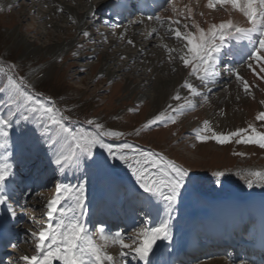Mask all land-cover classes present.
Returning <instances> with one entry per match:
<instances>
[{
	"label": "rangeland",
	"instance_id": "374dc122",
	"mask_svg": "<svg viewBox=\"0 0 264 264\" xmlns=\"http://www.w3.org/2000/svg\"><path fill=\"white\" fill-rule=\"evenodd\" d=\"M62 1L67 7H74L71 0ZM88 1L90 4H94L100 0ZM173 4L174 2H171V4L166 2L160 13L163 16L166 15ZM48 9L49 6L44 0H25L24 4L14 1L8 7L0 8V67L14 66L15 76L25 78L32 85V91L39 98L52 101L55 107L60 110V113L67 117L64 121L67 127L73 130H87L91 133L95 129L93 126H89L86 121H96L102 124L107 131L123 134L119 137L105 138L107 143L117 146L126 142L142 151L157 153L186 169L191 176V180L187 184V190L182 193L176 205L181 212L183 209H187L191 214L194 212V217L200 215L199 211L202 208L212 209L215 200L223 201L226 198H235L239 203L238 205L242 207L253 195H264V180L249 175L255 172L264 173V149L259 148L257 145L237 144L235 140L227 144H217L214 140L201 143L196 139L197 130H200L204 135H210V133L204 132L203 124L200 125L201 127L197 125H191V127V123L184 115L174 112L169 113L175 118L174 123L169 122L167 126L144 127L149 120L147 116L150 113V103L148 101L141 104L136 102L137 94L141 91L138 90L129 96L130 92L126 91L124 87L128 79L133 83L144 78L149 80L151 72H146V69L142 70L146 65L141 58H139L140 60H133L134 62H128L124 56H116L115 52L119 50L123 53H134L136 48L140 47L143 50L149 49L150 52L146 51L147 54H155L159 50L162 53L165 49L160 48L159 44L162 39L158 33L166 35L164 28L160 27L154 35L155 44L153 43L152 46H147L141 41L142 31L139 33L135 31L133 34L135 48H133L124 45L119 40L117 41L118 37L115 36L114 32L120 24L113 22V14L106 21L100 19L97 15L92 17L89 22H93L94 26L86 30L89 36L84 37L70 27L73 22L71 18L60 21L56 18L60 15L45 17L44 14L48 12ZM103 10L102 13L104 14L106 10ZM96 20L97 22L94 24ZM48 22L50 23L48 24ZM66 26L71 28L67 33L68 35L64 32ZM13 31L17 32L14 37L10 35ZM18 38L21 41L16 45V39ZM71 38L74 40L72 48L58 57H52L43 51L46 46L56 41ZM172 42V45H174L178 41L173 39ZM112 43L115 45H112ZM27 47L32 50H40H37L39 52L36 55L30 53L25 55ZM95 51H99L97 57L93 56ZM73 53L76 54L73 55ZM106 54L116 58L118 61L117 67H124L127 63L130 69L118 74V68L111 64L109 66L110 71H113L116 77L109 81L106 76L100 73L103 64L102 59ZM153 56L155 58V55ZM153 56H150V58ZM138 66H141L142 69L138 73L132 74L131 71L138 68ZM253 76L245 79L249 82L251 91L255 92V96H258L260 84L257 78ZM5 80L3 74H0V85ZM239 82L236 81L233 84L235 86L234 90L239 92L240 98L243 96L241 99H249L250 96L244 92L243 86ZM239 85H241V88ZM218 93L220 91L215 94ZM6 111L7 109L0 103V114H6ZM209 113L208 116L212 118V113ZM219 118L221 119L219 120ZM212 120L217 122L210 125L211 128L218 133H228L224 129L229 125V122L226 121L224 115H218L216 119L212 118ZM32 127V125L21 124L19 129H13L10 137L11 147L8 151L11 154H16L21 164H23L20 176L21 182H23L21 187L25 193L20 195L21 191L19 190L12 198V206L16 210L14 203L17 202L19 204L17 209L21 207L20 211H23L25 217L22 225L16 227L18 235H13V238L5 245L3 253H1L0 264H25L21 257L26 254L29 257L36 255L34 250L35 241L30 233L39 231L47 222L46 204L39 206V203L55 198L56 180L75 185L79 182V179L86 178V205L88 210H91L93 204H96L98 200L112 194L117 196L119 205L123 206L124 194H127L134 206V213L131 216L133 227L126 230L123 228V224L119 223L117 230H122L129 237L134 236L135 232L139 231L141 227L152 226L154 221L152 205L141 203L134 196V180L123 163L116 162L108 170L85 168L75 175L70 170L67 177L50 171L45 176V180L35 178L41 174L40 166L43 163L49 164V155L40 143L37 134L32 131ZM243 128H248V124ZM256 128L257 131L264 132V128L259 126H256ZM234 129L233 131L238 128ZM217 173H223L224 175L217 177ZM54 175L55 179H53ZM249 179L254 183L251 189L246 184ZM36 196L39 197V200L37 199L34 202ZM25 200H27V203L24 202ZM62 203L70 205L72 201H63ZM94 209L95 207L92 211ZM5 210L4 207H0V223L4 220ZM92 213V219H95L97 216L102 217L104 212L95 209ZM23 215L18 218H23ZM252 219L249 218L248 221L250 232H253L256 228V224L251 223ZM145 220L148 221V224H144ZM89 231L91 232L90 229ZM94 239L97 244H103V241L99 240L98 234L94 236ZM253 239L255 238L253 237ZM130 242V240H125V243ZM105 249L113 250L117 253L114 258L120 259L119 252L121 249L119 245L109 244ZM124 251H127V249H124ZM238 253L240 256V251ZM226 256L227 252L225 251L221 257L225 258ZM123 259L127 264H134L135 262L131 257ZM233 264L237 263L233 262Z\"/></svg>",
	"mask_w": 264,
	"mask_h": 264
},
{
	"label": "snow or ice",
	"instance_id": "6c2138e0",
	"mask_svg": "<svg viewBox=\"0 0 264 264\" xmlns=\"http://www.w3.org/2000/svg\"><path fill=\"white\" fill-rule=\"evenodd\" d=\"M167 2L171 4L172 0ZM125 4L126 0H118L116 6L124 7ZM217 5L221 8L230 5L233 10L245 17L249 26H240L229 19L219 24H211L205 30L193 21L191 26L196 30L193 32L189 30L188 23L181 24L180 20H170V25L176 24L178 27L169 26L168 32L173 34L176 40L183 41L186 49L179 57L183 66L190 69V74L202 87L210 90L219 75L218 64L225 55L229 58L233 55V52L226 53L224 50L232 48L234 54L239 55L247 67L264 80V75H260L264 73V0H208L209 8H216ZM90 15L94 17L95 12H91ZM191 15L192 10L189 8L188 17ZM149 19L156 20L162 25L164 23L160 16ZM82 35L88 37L89 33L83 31ZM128 43L132 44L133 41L129 40ZM237 46H246V53ZM13 70L14 66L11 65L0 67V74L6 78L0 85V103L7 109L6 114H0V207H4L12 218L16 217L11 192L16 172L14 164L8 159L11 156L8 149L11 147L10 137L13 129H19L21 124H26L33 126L32 131L37 134L40 143L46 149L54 174L67 177L70 170L75 175L85 168L108 170L116 162L123 163L134 180V196L141 203L160 205L163 213L158 224L141 227L132 237L122 230L110 234L103 224L96 225L95 231L90 232L82 219L87 214V179H79L75 185L56 180V196L45 205L47 222L39 231L30 233L35 241L36 255L31 257L25 255L21 259L25 264H54L55 261L59 264H127L123 258L131 257L137 264H154L150 257L156 254L154 247L157 242L164 241L168 245L172 243L175 205L182 193L187 190V184L191 180L189 172L157 153L142 151L126 142L117 146L107 143L105 138L119 137L123 134L107 131L96 121H86L95 129L91 133L87 130L70 129L64 123L67 117L60 113L54 103L39 98L32 91V85L25 78L15 76ZM226 70L233 71L231 68ZM236 79L243 85L244 92L251 95L249 82L239 73H236ZM182 87L193 97L203 95L199 88L188 80L184 81ZM173 99L180 101L182 97L176 95ZM183 100L184 103L178 106L169 104L168 109L175 113L182 111L186 104L192 105V100L187 97ZM261 104H264V100ZM256 120L264 121V111L257 114ZM169 122L174 123L175 118L168 115L165 110L149 119L144 127L167 126ZM203 130L210 135H204L197 130L196 139L201 143L214 140L217 144H227L235 140L237 144H255L264 149V132L257 131L253 124H249L248 128L218 133L210 127L208 121H204ZM216 175L221 177L224 174ZM249 175L264 180V173L255 172ZM55 178L54 175L53 179ZM246 184L249 189L254 186L251 179L247 180ZM63 201H72V204L62 206ZM24 202L27 203V200ZM144 224H148V221L145 220ZM96 234L103 244L95 242ZM125 240L131 242L125 243ZM109 244L119 245L121 249L119 260L104 250ZM241 264L246 262L242 261Z\"/></svg>",
	"mask_w": 264,
	"mask_h": 264
},
{
	"label": "bare ground",
	"instance_id": "6f19581e",
	"mask_svg": "<svg viewBox=\"0 0 264 264\" xmlns=\"http://www.w3.org/2000/svg\"><path fill=\"white\" fill-rule=\"evenodd\" d=\"M14 1L15 0H0V8H6ZM44 1H46L49 6L48 12L44 14L45 17L49 18V16L52 15H60L56 17L57 19H60V21H65L67 20V18H71L73 22L71 23L72 26L70 27H72L73 30L78 31L79 34H82L83 31H86L90 27L94 26L93 22H89L93 17L90 15L91 12H95V15L99 16L100 19L106 21L112 14L115 17V13L122 10V12L125 13L124 18L123 20H121L120 25L116 27V31L114 33L115 36L118 37L117 41L119 40L121 43L123 42L124 45L132 46L133 48H135V37L133 38V34L135 33V31H138L137 33L142 31L141 37L139 36L141 38V41L147 44V46H152L153 43L155 44V41L153 40L154 35H156L160 27L164 28L163 30L166 35H164L163 33H158L159 37H161L162 39L161 43L159 42L160 48L165 49L162 53L159 50L160 52L158 51V53L155 52V54H147L146 51H148L149 49L146 48L143 50V48L141 49L140 47H137L134 53H123V51L119 50L115 52L116 56L122 55L128 60V62L138 60L139 58L144 61L146 67H143L142 69V65L138 66V68L131 71L132 74L138 73L140 69H142L143 71L144 69H146V72H151L149 80L144 78L139 82L133 83L128 79L125 82L124 87L126 91L128 90L130 92L129 96L133 95L138 90L141 91L137 94L135 101L140 104L142 102L145 103V101H148L150 103V113L147 116L148 119H151L154 115L164 112L165 110H167V114L169 115V113L172 111L171 109H168V105L172 104L173 106H178L179 104L184 103L183 98L187 97L189 100H192V105L186 104L182 111L175 113L184 115V117L191 123L190 126H200L204 124V121H208L209 125L216 124L217 121L215 122V120H212V118L216 119L218 115H224L226 117V121L229 122V125L226 126V129H224L227 132H230L231 130L233 131V128H243L246 124H254L256 126L264 128V122L256 120L257 114L261 111H264V104H261V101L264 100V80H261L257 74L250 70L247 67V64L241 59L239 55L234 54V49L226 48L224 50L226 53L233 52V55L231 56V58L225 55L220 61L217 66L219 75L217 77L216 83H214L209 90L208 88L202 87L200 85V82L190 74L189 68H185L183 66L179 57L186 52V49L184 48V42L177 40V44L172 45V41L175 38L173 37V34L168 32L169 26H171L172 28L178 27L176 24L170 25V20H180L181 24L185 22L188 23L189 30L193 32L196 31L191 26L193 21H195L200 25L201 28L205 30H207L211 24H219L229 19H231L233 23L239 24L240 26L248 27L249 25L247 24V20L245 19V17H243L240 12L233 10L230 5H225L223 8H221L219 5H217L216 8H209L207 6L208 0H172V2H174V6L172 5L168 13L163 16L160 13V10L163 4L167 2V0H161V4L158 7H152L151 5H149V0H141V2H139L141 7L139 12L126 10V6L117 7L116 5L118 3V0H100L98 3L94 4H90L88 0H71V2L74 3V7H67L62 0ZM127 4V6H129V2H127ZM115 7L117 8L115 9ZM148 7L151 9L153 16L161 17V19L164 21L163 25L156 20L146 17V15L148 14ZM61 8L63 9V11H58V9ZM189 8L192 10L191 17H188ZM103 9L106 10L104 14L102 13L104 11ZM181 13H183V15H181ZM96 22L97 20L94 22V24ZM49 23L50 22H48V24ZM153 29H155V31H153ZM69 30H71L69 26H66L64 28V32L66 33V35H68L67 33ZM16 33V31H13L10 35L14 37ZM129 40L133 41V43L129 44ZM20 41L21 39H16V45H18ZM73 45L74 40L71 38L65 39L64 41H56L55 43L46 46L45 49L42 50L47 55L58 57L62 53L71 49ZM112 45L115 44L112 43ZM237 47H240V50L246 53V46ZM171 49H175L176 51H169ZM37 50L40 49L32 50L27 47L25 55L27 53L36 55L39 52ZM98 52L99 51H95L93 56L97 57ZM153 55H155V58ZM104 56L105 57L102 59L103 64L101 65L100 73L106 76L109 81L116 77V74L113 73V71H110L109 66L111 64H114V66L118 68V74L125 72L127 69H130L127 63L124 67H117L118 61L115 57L109 56L107 54ZM150 56L153 57L150 58ZM250 62L253 64L255 63L252 61ZM226 68H231L233 69V71H227ZM236 73H239V75L244 79L246 77H252L253 75L254 78H257L260 84L258 96H255V92L251 91L249 99H241L243 96L240 98L241 95L238 94L239 92L237 90H234L235 86L233 85L236 81H239L236 79ZM260 75H264V73H261ZM185 80L192 82L196 87L199 88L200 92L203 95L195 97L191 96L188 93L187 89H184L182 87ZM239 83L241 84V82ZM240 86L241 85H239V87ZM218 91H220V93L215 94ZM176 95L181 96L182 99L180 101L174 100L173 97ZM209 112L212 113V118L208 116L210 114ZM220 119L221 118H219V120ZM221 122L223 121L221 120ZM218 126L220 125L218 124ZM23 193L24 191H21V194ZM37 199L39 200L38 196H36L33 201L36 202ZM47 202L48 201L40 202L39 206H44V204H47ZM213 203L214 204L212 209L200 208L201 211L197 209L200 213V216H211V218H216L218 216L225 217L233 214H243L242 216H244L243 220H245V222H247V220L251 217L256 219L260 224V228L257 234L261 235L264 233V195H253L245 202L244 206L242 207L238 205L239 203H237V200H235V198H226L223 201L215 200ZM14 204L16 205V212L18 211L16 213V217L12 218L8 212L6 213L5 210L4 220L0 223V245L1 242H3L4 247L7 242L13 238V235H18V230L16 229V227L18 225H22L23 219L25 217L23 215V211H20L21 207L17 209V205L19 206V204H17V202ZM67 205L68 203H62V206ZM94 207L95 206H93L91 210L87 209L86 216L82 218L87 225L91 223L93 214L92 210ZM152 210L154 215L152 226H155L160 222L163 213L160 205H152ZM193 213H189L187 209H183L181 212L180 208L175 205L174 219L172 221V243L171 245H168L164 241L157 242L156 246L154 247V251L156 254L155 256L150 257L153 260L154 264H157V262L158 264L183 263H178L179 260L177 259V257L182 255L180 251V244L187 234L186 230L189 224L196 220ZM22 215L23 218L19 219L18 217H22ZM120 219L121 215L118 214L114 221H116L117 223V221ZM131 227H133V223H130L128 225L127 230ZM237 246V242L235 244H232V246L229 248V251L233 252L234 248H236ZM4 247H0V256L1 253H3ZM250 247L249 245L246 246V249L242 256L237 257L236 255L231 254V258L221 257L222 250L215 251L211 247H209V250H202L196 257L192 258L189 256L190 252L188 253L187 251H193L195 250V248L189 247L183 252L187 253L185 259L183 260V264H193V262L194 264H233V262L241 264L242 261L246 262V264H254V262H252V254L249 253ZM252 247L255 246L252 245ZM156 249H159V251H156ZM105 251L113 257L117 256V253L113 250V252L107 249H105ZM54 264H59V262L55 261ZM134 264H137V261H135Z\"/></svg>",
	"mask_w": 264,
	"mask_h": 264
}]
</instances>
